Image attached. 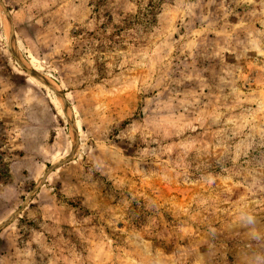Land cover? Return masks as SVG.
I'll use <instances>...</instances> for the list:
<instances>
[{
    "label": "rangeland",
    "instance_id": "rangeland-1",
    "mask_svg": "<svg viewBox=\"0 0 264 264\" xmlns=\"http://www.w3.org/2000/svg\"><path fill=\"white\" fill-rule=\"evenodd\" d=\"M0 264H264V0H0Z\"/></svg>",
    "mask_w": 264,
    "mask_h": 264
}]
</instances>
